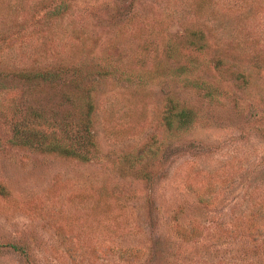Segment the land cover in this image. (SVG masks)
I'll use <instances>...</instances> for the list:
<instances>
[{"label": "rangeland", "instance_id": "374dc122", "mask_svg": "<svg viewBox=\"0 0 264 264\" xmlns=\"http://www.w3.org/2000/svg\"><path fill=\"white\" fill-rule=\"evenodd\" d=\"M50 2L33 0L9 20L13 11L0 12V70L89 69L121 46L134 51L126 70L142 77L95 85L90 163L16 146L18 94L0 78V264H264V70L234 60L217 69L214 45L191 47L192 0H68L73 17L61 26L44 20ZM137 12L167 22L127 21ZM152 31L143 59L140 37ZM169 41L181 58L167 59ZM170 100L192 110V126L167 129ZM216 186L227 188L201 204L199 193Z\"/></svg>", "mask_w": 264, "mask_h": 264}, {"label": "trees", "instance_id": "16d2710c", "mask_svg": "<svg viewBox=\"0 0 264 264\" xmlns=\"http://www.w3.org/2000/svg\"><path fill=\"white\" fill-rule=\"evenodd\" d=\"M33 0H0V12L13 11L9 17L30 13L35 7ZM44 3L49 0H38ZM136 2L137 0H133ZM192 8H187L186 20L188 40L191 47L206 51L214 45L222 58L216 59L217 69L227 65V60L238 61L242 67L257 71L264 70V2L260 0H192ZM51 9L44 14L49 24L61 26L63 20L73 14L68 0H51ZM33 7V8H32ZM135 7V5L133 6ZM30 9V10H27ZM184 9L182 13H184ZM134 13L129 16L130 23L142 22L147 28L156 27L157 23L167 19L164 14ZM188 14V15H187ZM193 16V18H192ZM73 17V16H72ZM137 17V20L135 19ZM128 22V23H129ZM139 23V24H142ZM153 31L141 36L144 42L140 50L143 59L153 51ZM5 36V35H3ZM7 36V35H6ZM121 43H128L124 37ZM5 41V40H2ZM169 43V44H168ZM166 46L167 59H179L182 51L176 44ZM120 46V44H118ZM122 53H106L92 68L85 67L87 61L65 63L56 66L20 69H1L0 78L14 84L18 94L14 106L17 114L12 122L14 144L38 153L55 155L81 163L92 162L99 153V146L94 133V114L96 111V84L100 81L121 77L124 74L142 77L134 69L129 72L126 66L134 52L121 47ZM109 54V55H108ZM127 71V72H126ZM237 81L244 86L252 83L250 75L245 72L234 73ZM189 128L193 124L192 110L181 109L178 103L169 101V108L164 116L167 129L175 127ZM190 148L191 146L188 145ZM211 192L201 191L199 202L210 204L214 194H221L227 188L216 186ZM200 190V189H199ZM214 190V191H213ZM8 194L6 187L0 183V195ZM211 196V198L209 197ZM137 250L129 252L130 256L138 254Z\"/></svg>", "mask_w": 264, "mask_h": 264}]
</instances>
